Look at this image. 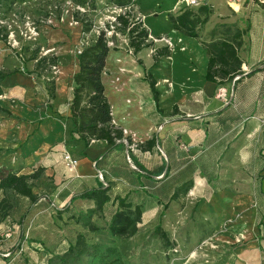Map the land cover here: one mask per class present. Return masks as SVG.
<instances>
[{
  "label": "rangeland",
  "instance_id": "1",
  "mask_svg": "<svg viewBox=\"0 0 264 264\" xmlns=\"http://www.w3.org/2000/svg\"><path fill=\"white\" fill-rule=\"evenodd\" d=\"M120 1L0 0V71L9 74L0 81V107L19 115L18 119H6L10 125L6 122L2 125L5 115L0 112L3 139L15 142L24 137L30 122L26 108L32 109L41 120L47 118L46 123L52 120L48 127L53 135L48 137L50 142L43 152H59L61 159L46 174L44 171L46 176H40L33 191L46 196L59 189H71L74 167L65 163L62 154L66 151L78 159L83 142L67 144L66 139L60 138L70 123L55 117L68 113L72 75L77 69L76 55L80 47L90 44L104 31L109 46L102 74L105 93L116 91L115 85L125 91L130 73H126V68H132L128 62L133 60L139 68L143 60L137 59L139 53L129 44L128 29L115 18L124 14L130 22L140 21L148 30L145 40L148 45L144 48L153 55L158 67L144 73V78L148 82L155 79L158 105H172V111H166L167 117L174 115L179 119L178 132L167 146L171 157L165 151L164 154L169 164L172 160L174 177L191 184L185 193L162 203L158 210L148 205L143 209L137 234L117 239L116 244L130 264H264V172L262 179L259 174L263 165L259 150L264 146V90L260 94L251 88L256 79L251 76L240 80L238 91L221 87L211 94L188 78L193 68L185 67L182 57L181 62L173 63L176 51L169 33L170 24L161 35H153L148 29L146 17L153 16L156 20L152 28L164 30L167 15L179 14L176 0H153L152 4L150 0H123L125 4L119 6ZM257 1L252 0V5H248L246 0L235 11L227 0H213L211 14L200 27V36L206 40L230 39L235 31L242 30L238 54L243 57L250 53V58L256 57L255 49L264 45V9ZM200 5L191 8L196 11ZM43 57L47 58L37 64ZM119 58L128 65L121 74L115 63ZM215 98L227 110L222 115L203 112L205 106H217L212 102ZM39 119L32 122L35 131L45 124H38ZM113 119L128 145L139 148L137 145L142 142L124 132L125 121L117 120L115 115ZM156 128L149 130L148 138L157 133ZM146 156L144 161L149 158ZM125 163H129L126 156ZM96 174L101 180L102 175ZM147 182L152 193L165 190L166 186L157 179ZM43 201V209L40 205L39 210L30 208L22 223L26 226L23 235L31 244L23 240L10 257L0 256L3 258L0 264H46L47 251L57 246L59 239H68L78 231L72 223H62L52 216L51 220ZM28 207L29 200L19 197L11 216L0 224L5 239L6 233L18 230V219ZM157 224L168 233L171 246L164 247L161 239L152 233Z\"/></svg>",
  "mask_w": 264,
  "mask_h": 264
},
{
  "label": "trees",
  "instance_id": "2",
  "mask_svg": "<svg viewBox=\"0 0 264 264\" xmlns=\"http://www.w3.org/2000/svg\"><path fill=\"white\" fill-rule=\"evenodd\" d=\"M258 3L257 0H254ZM123 6V0L118 3ZM264 9V2L260 3ZM177 15L168 14L173 29L190 37H199L198 30L207 22L211 11L207 5H200L196 11L191 7L185 6L179 8ZM118 23L128 28L129 44L137 53L148 44L145 40L148 37V31L142 27L140 21H129L124 15L116 17ZM250 25L247 26V30ZM88 30V29H87ZM244 31L237 30L229 38H213L201 41V45L206 48L208 53L207 69L204 79L215 83V89L221 87L234 91L237 83L246 76L254 74L260 70L256 67L243 73L241 60L238 51L242 45V35ZM109 52V46L102 31L96 39L90 44L84 45L81 51L76 55L78 69L72 75V98L69 102V114H58L55 118L69 121V129L66 131V143L70 141L83 142L81 157H85L84 149L92 140H105L108 145L118 148L125 147L121 141L123 137L122 130L112 124L111 105L105 94V87L102 81L106 58ZM34 58V57H32ZM37 60V64L46 59ZM54 61V60H53ZM264 68V63L262 65ZM9 74L0 71V81L4 80ZM235 77H238L235 79ZM150 89L157 100V90L155 88V79L151 78L149 82ZM2 88L0 86V94ZM51 95L54 93L51 91ZM222 104V103H221ZM0 112L7 117L19 118L10 110L0 107ZM46 120V119H45ZM45 120L39 119L38 124ZM154 136L145 140L137 146L141 149L151 150L155 145ZM126 148V147H125ZM128 155L135 166L148 176L164 175L168 172V167L164 166L157 171H148L143 165L133 158L130 148H127ZM259 153H264V147ZM264 170V164L260 172ZM43 167H37L33 172L22 174L12 169L0 165V223L7 220L14 208L18 205V198L25 197L29 200V207L18 219L19 234L16 236L14 244L1 250L3 245V236L0 232V254L4 256L5 250L11 256L14 247H20L25 239L23 235L22 223L29 209L40 199L45 200L54 208V218L62 223L69 222L81 227L71 239L68 240L67 247L62 252L51 253L46 260V264H130L123 256L120 247L116 244L117 239L130 238L139 231V224L142 221L143 210L141 204H133L127 200V196L116 195L113 198L110 195V184H104L102 181L94 187H86L74 192L68 201L61 207L54 204L52 197L41 195L33 191L35 182L40 176H46ZM263 176L260 175V179ZM191 181H185L175 188L170 200L178 198L179 193H185L190 188ZM77 199L92 201V206L85 210L76 209L73 202ZM111 202L115 205V210L107 218L104 207ZM152 233L159 237L164 247L171 246L168 233L157 224ZM18 237V238H17ZM32 242V241H30ZM23 248H20V253ZM15 259V258H14Z\"/></svg>",
  "mask_w": 264,
  "mask_h": 264
},
{
  "label": "crops",
  "instance_id": "3",
  "mask_svg": "<svg viewBox=\"0 0 264 264\" xmlns=\"http://www.w3.org/2000/svg\"><path fill=\"white\" fill-rule=\"evenodd\" d=\"M218 1L221 2L222 0ZM245 1L246 0H243L242 3ZM259 1L264 2V0ZM149 2L150 4H152L153 0H150ZM179 2V0H176L175 5L177 6V10H179ZM210 2L213 3V0L200 1L201 5H207L209 9H211ZM248 5H252V0H248ZM150 9L153 10L154 8L151 7ZM146 18L148 22V29L153 32V35H161V33L164 32L165 29H167V26L170 24L169 33H171V38L175 42L174 51H176L175 53L173 52V63H176V60L181 62L179 59L180 57H182L184 66L193 68V71H190V73L188 72V78L194 80V83L200 84L201 86L205 87L211 94H213V92H216L218 89H215V83L206 81L204 79V75L207 69L208 53L206 48L201 45V41L208 42L210 38L206 40L202 36H200V30H198L199 37L197 38L182 34L181 32L172 28L171 22L168 19V15L165 19L166 26L164 30L155 31L152 28V25L156 19L153 16ZM255 50L257 52V56L254 58H250V53L244 55L243 57H240L243 61L241 69L243 73H245L256 67H260L259 71L243 78L247 79V77L255 76V83L251 88L253 90H257V92L261 94L264 90V68L262 67L264 63V45L263 48L259 47V49L256 48ZM137 53H139L137 59L143 60V62L141 61V64H139L141 67L139 68H136V66H134L133 60L132 62H128L130 63L132 68H126V73L130 72L127 76L129 79L127 81V89L125 91H122L115 85L116 91L112 92L111 94H105L111 105L112 115H115L117 120L122 119L123 121H125V130L132 133L133 137L135 139H139L140 142H143L142 140H144L145 138L147 140L149 136V130H153L155 127H159L160 125L162 126L160 130H157V133L155 131V133L151 135V137L154 136L156 139L155 145L151 150H140L137 147H131L130 151L132 152L133 158L141 163L144 169L148 171H157L159 168L164 166V169L168 167L167 174L164 175V173L162 172L159 175L148 176L138 168L135 170L130 166L129 163L128 165L125 163V156L126 153H128L127 148L110 146L105 140H92V142L89 143V145L84 149L85 157H79L78 159H76L77 163L73 169L74 175L71 178L72 188L65 191H61L59 189L55 193L52 192L49 195L46 194V196L52 197L54 204L58 207H61L64 203H66L74 192L82 190L86 187H94L98 185L100 181H102L103 183L110 184V195L112 198L116 195H126L128 201L132 202L133 204H141L142 210L146 209L148 205L151 209L157 208L156 210H158L159 205H161L162 203L166 204L170 200V197L175 188H177L181 183L185 182L186 179L174 177V175L172 174V171L174 169L172 160L170 159L171 163L169 164L166 154H164L165 151L171 157V152L169 151L167 146L169 145V142L173 141V138L178 132L177 126L179 124V119L174 115L167 117L166 111H172V105L170 107H161L160 105H158V95L157 100L155 101L154 95L149 86V82L144 78V73L147 74L148 70L152 71L153 69H158L153 55L148 54L147 50H145L144 47ZM115 63L116 68L120 74L124 72L125 65L128 66L126 64V61L120 58L117 59ZM248 67L251 69H248ZM77 69L74 72H76ZM239 82L236 85L235 91H238ZM174 95L175 94H173L172 96ZM217 98H215V100L213 99L212 101L217 106H205L203 112H205L206 114H213L214 112H216L219 115H222L224 111L227 110V108L224 107L221 104L220 100ZM67 109L68 115L69 104ZM25 111L26 118H28L30 122L28 124L29 126L27 128V132H25V135L21 140L17 139V141L15 142L5 141L3 139L4 133L0 130V165L6 166L13 171L22 174H28L33 172V170H35L37 167H43L46 174V171L51 168L52 164L59 162L61 159V153L59 152L49 154H45L43 152L44 149H47L49 144L48 142H50V139L48 137L52 134V128L48 126H50L53 121L50 120L46 123L45 119L47 118H45V124L40 123L43 127L41 126L39 130L35 131L36 127L34 128V126H32L34 125L32 124V122L39 119V117L33 112L32 109L26 108ZM11 112L13 113V111ZM123 113H127V115H121ZM6 117L7 116H5L2 125H5L4 122H6V125H10V122H8L6 119H13L12 117ZM195 121L196 120H194V122ZM60 138H63V140L66 139L65 131L61 134ZM161 146L163 150L161 149ZM155 147H157V150L155 149ZM158 149H160L163 154L159 153ZM146 154L149 158L145 159L146 161H144L143 158L147 157ZM259 157L264 164V153H259ZM98 172H101V180L96 177V173ZM263 172L264 170L262 172H260L259 170L260 175H262ZM169 177L171 178V180H169ZM154 179H157L160 184H164L166 186L165 190L161 188V190H159V193H152V191L148 189L149 184L147 181H153ZM164 196H167L165 201L162 200ZM41 200H44L43 202H45L46 204V208H44V210H48L49 218H54V208L44 198L40 199L36 204H34L31 207V211H33L34 209L39 210L38 205H40L43 209L44 205H42ZM73 205L78 210H85L86 208L91 207L93 204L92 201L89 200L77 199L73 202ZM114 210L115 205H112L111 202L105 205L104 211L107 218L111 216ZM6 221L7 220L2 223H6ZM74 226L77 227L78 230L81 229V227H79L78 225ZM22 228L24 231L26 229V226L22 224ZM18 234L19 230H17L16 232L13 231V233L10 234V238L8 237L5 239L3 237V245H1V250L12 246ZM71 238L72 236L68 239H59V242L57 243L58 245H55V247L49 250V252L47 251V256L45 255L46 260L51 253L62 252L67 247L68 240ZM24 240L26 243H30V241H28L30 239H26L25 237ZM1 254L0 256H2ZM1 260H3L2 257H0V262Z\"/></svg>",
  "mask_w": 264,
  "mask_h": 264
},
{
  "label": "built area",
  "instance_id": "4",
  "mask_svg": "<svg viewBox=\"0 0 264 264\" xmlns=\"http://www.w3.org/2000/svg\"><path fill=\"white\" fill-rule=\"evenodd\" d=\"M181 1V3H180V5H178V9L179 8H181V7H185V6H188V7H193V6H198L199 4H200V2H199V0H180ZM242 1L243 0H227V3H228V5L233 9V10H238V7H240V5H241V3H242ZM121 10L122 9H119V12H121ZM118 15H121V14H118ZM117 15V16H118ZM124 15V14H123ZM125 16V15H124ZM115 20H116V18H115ZM128 29V28H127ZM87 45V44H86ZM83 48V46L82 47H80V49H79V51H78V53L81 51V49ZM130 52H132V50L130 49ZM236 78H238V77H235V79ZM222 91L221 92H223V88L221 89ZM223 94V93H222ZM111 114H112V111H111ZM112 124H114V119H113V115H112ZM114 126L115 127H117L115 124H114ZM161 125L159 126V127H157V130H160L161 129ZM124 132H126L127 133V131L124 129ZM127 134H131L132 135V133H130V132H128ZM133 136V135H132ZM121 141L123 142V143H125V144H127V147L128 148H131L132 146H130V145H128V141H127V139H126V137L125 136H123L122 137V139H121ZM160 150V149H159ZM161 152V154H163L162 153V151H160ZM63 160L65 161V163L69 166V167H75V165H76V163H77V160L76 159H73L72 157H71V155L68 153V152H66V151H64L63 152ZM126 158H127V161L129 162V164H130V166L133 168V169H137V167L135 166V165H133V163L131 162V159H130V156L128 155V153H126ZM99 173V175H101V172H98ZM104 184H106V183H104ZM5 236H7V238L8 237H10V234L9 233H6L5 234ZM7 255H9V253H5L4 254V256H7Z\"/></svg>",
  "mask_w": 264,
  "mask_h": 264
},
{
  "label": "bare ground",
  "instance_id": "5",
  "mask_svg": "<svg viewBox=\"0 0 264 264\" xmlns=\"http://www.w3.org/2000/svg\"><path fill=\"white\" fill-rule=\"evenodd\" d=\"M181 3V2H180Z\"/></svg>",
  "mask_w": 264,
  "mask_h": 264
}]
</instances>
